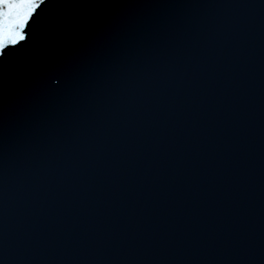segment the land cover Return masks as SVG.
<instances>
[{
  "label": "water",
  "instance_id": "water-1",
  "mask_svg": "<svg viewBox=\"0 0 264 264\" xmlns=\"http://www.w3.org/2000/svg\"><path fill=\"white\" fill-rule=\"evenodd\" d=\"M44 7L0 57V264H264V0Z\"/></svg>",
  "mask_w": 264,
  "mask_h": 264
},
{
  "label": "snow or ice",
  "instance_id": "snow-or-ice-1",
  "mask_svg": "<svg viewBox=\"0 0 264 264\" xmlns=\"http://www.w3.org/2000/svg\"><path fill=\"white\" fill-rule=\"evenodd\" d=\"M48 3L49 0H0V57L27 44L30 25L45 12Z\"/></svg>",
  "mask_w": 264,
  "mask_h": 264
}]
</instances>
